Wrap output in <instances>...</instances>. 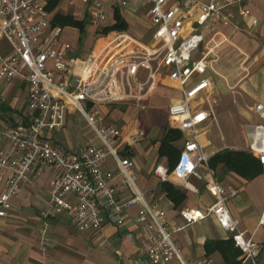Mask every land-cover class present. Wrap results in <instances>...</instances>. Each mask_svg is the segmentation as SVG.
I'll return each mask as SVG.
<instances>
[{
	"label": "built area",
	"instance_id": "1",
	"mask_svg": "<svg viewBox=\"0 0 264 264\" xmlns=\"http://www.w3.org/2000/svg\"><path fill=\"white\" fill-rule=\"evenodd\" d=\"M49 1L0 0V80L8 85L21 79L28 88L23 121L0 129V217L12 212L11 198L20 192L32 170L41 173L51 167L52 187L40 212L43 244L48 242L50 218L66 215L73 227L86 231L100 228L110 215L121 216L139 205L134 221L142 231V249L151 264H164L173 258L181 259L183 264H212L208 257L187 261L174 239L175 231L208 216L231 234L235 246L252 264H258L261 245L240 228L230 209V199L238 189L214 175L210 155L200 141L199 126L207 115L196 111L193 104L202 91L213 86L206 75L205 55L194 58L206 44L204 30L216 23L233 24L228 8L243 0H183L185 6L178 1L169 4L170 0H146V17L153 29L150 49L124 45L114 54L91 53L85 57L76 55L73 45L62 40V26L51 24ZM71 1L83 3L90 25H108L103 0ZM190 12L196 18L189 26L190 32H186ZM242 13L249 16L246 11ZM257 22L253 20V24ZM237 29L235 26L233 31ZM3 42L10 50H4ZM196 74L200 79L189 86ZM163 76L182 90V96L169 106V119L187 135L175 168L160 163L155 175L161 183L170 182L173 175L186 185L192 177L203 180L214 197L205 211L182 209L179 214L183 222L174 228L169 225L166 210L152 203L138 186L134 161L120 155L119 148L125 143L122 129L104 123L99 109L112 103L146 108V101ZM70 110L80 112L92 131L87 146L78 150H68L58 136L67 125ZM255 110L259 121L249 129V149L264 165V105L258 104ZM144 137L145 132L139 131L127 141L136 143ZM110 156L118 163L117 172L108 168ZM119 175L123 177L122 185L132 193L125 200L119 199V185L114 183ZM259 225L264 226V210Z\"/></svg>",
	"mask_w": 264,
	"mask_h": 264
},
{
	"label": "crops",
	"instance_id": "2",
	"mask_svg": "<svg viewBox=\"0 0 264 264\" xmlns=\"http://www.w3.org/2000/svg\"><path fill=\"white\" fill-rule=\"evenodd\" d=\"M103 1L109 15L108 25L115 24V13L119 11L128 23L127 29H113L105 33L103 28L90 25L85 6L80 1L58 0L54 7L48 8L51 24L64 28L62 40L73 45L76 55L85 57L94 53L106 56L117 53L124 45L141 50L152 47L153 29L146 17L149 7L146 0H126V5L122 4L123 0ZM176 1L185 6L183 0H170L169 4ZM242 10L249 16L244 17ZM227 12L233 24L216 23L205 28L206 44L194 54L196 59L205 55L206 75L213 81V86L202 91L193 101L195 110L204 111L207 115L199 130L200 141L210 158L224 149L251 153L248 132L259 121L255 107L264 105V0H243L230 6ZM58 16L69 17L82 25L60 23ZM195 18L194 12H190L186 18V32ZM254 19L258 21L256 24H253ZM235 26L238 29L233 31ZM88 27L93 31L90 39L85 36ZM96 29L99 33H96ZM86 40H94L90 49ZM4 45V50H10L7 43ZM199 79V74L193 76L188 82L189 86ZM181 96L182 90L165 76L146 101L144 109L128 103L103 104L99 107L104 123H113L122 129L125 143L124 147L119 148L120 155L134 161L138 186L152 203L166 210L171 228L183 222L179 214L182 209L205 211L214 201L205 181L192 177L187 181L189 185H186L184 180L173 175L170 183L185 193L184 199L176 203L168 196L154 172L160 163L171 170L177 165L171 168L169 158L161 156L159 148L165 129L180 130L169 119V106ZM27 99L26 81L15 79L6 85L0 80V129L9 124L19 125L23 121ZM76 113L80 112L69 111L67 125ZM219 118L226 121L229 131L234 126L239 133L232 135L222 131L221 137L212 133L214 124L219 125ZM139 131H144L145 137L139 142L129 143L127 140ZM186 135L182 131V138L175 142L181 152ZM60 142L68 150H78L88 144L87 141L76 147L61 139ZM107 165L113 172L118 171V163L113 157L107 158ZM212 170L219 181L238 189V194L230 199V209L240 228L260 243L258 264H264V226L259 225L264 210V165L260 174L252 179L228 170L222 163ZM52 177L51 167H46L41 173L32 170L20 192L11 198L12 212L0 217V264H151L142 249V231L134 221L139 205L127 209L121 216L110 215L100 228L86 231L73 227L66 215L50 218L48 242L43 244L40 212L48 201ZM122 180V175H119L114 183L119 185V199L125 200L132 193L128 186L122 185ZM119 218L123 219L122 223L118 222ZM174 239L187 261L208 257L213 260L212 264H252L235 246L231 234L211 216L175 231ZM164 264L183 262L173 258Z\"/></svg>",
	"mask_w": 264,
	"mask_h": 264
},
{
	"label": "trees",
	"instance_id": "3",
	"mask_svg": "<svg viewBox=\"0 0 264 264\" xmlns=\"http://www.w3.org/2000/svg\"><path fill=\"white\" fill-rule=\"evenodd\" d=\"M58 0H51L50 6L48 8H52L56 5ZM116 22L113 25H107L103 27V32H108L113 29L125 30L128 28V23L123 19L119 11L115 13ZM60 23H72L81 26L82 23L70 19L69 17H57ZM182 138V131L178 129H165V132L160 139V148L159 153L162 156H167L170 161L171 168L178 163L181 155V151L175 142ZM219 163L225 165V167L230 170L241 174L242 176L252 179L256 177L262 171L263 164L261 161L254 156L252 153L243 150H231L224 149L218 153H216L213 157L210 158V166L214 169ZM163 188L168 192V196L175 201L176 203L181 202L185 193L179 189H176L173 184L170 182L162 183ZM234 243V241H233Z\"/></svg>",
	"mask_w": 264,
	"mask_h": 264
},
{
	"label": "rangeland",
	"instance_id": "4",
	"mask_svg": "<svg viewBox=\"0 0 264 264\" xmlns=\"http://www.w3.org/2000/svg\"><path fill=\"white\" fill-rule=\"evenodd\" d=\"M96 31H97L96 33H99L98 29H96ZM92 35H93L92 28L88 27L87 34L85 36L87 39H90ZM93 41L86 40L87 47L89 49L91 48ZM70 120L68 121V125L65 127V129L61 130L58 133L59 138L64 142L66 143L69 142L70 144L76 147L81 146L85 142L89 141V139L92 136V133L90 134L91 129H89V126L87 125L86 121L81 117L80 113H76L74 116L70 118ZM218 121H219V125L214 124V126L212 127V133L217 134L219 137H221L222 131L225 134L231 133L232 135H236L239 133L238 128H235L234 126L229 131L228 125L223 118H219Z\"/></svg>",
	"mask_w": 264,
	"mask_h": 264
}]
</instances>
